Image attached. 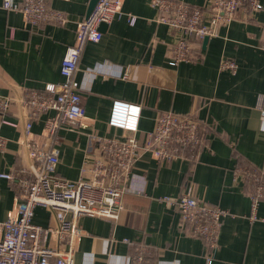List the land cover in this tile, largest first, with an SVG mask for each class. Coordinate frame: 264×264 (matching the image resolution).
Here are the masks:
<instances>
[{
  "label": "crops",
  "instance_id": "obj_1",
  "mask_svg": "<svg viewBox=\"0 0 264 264\" xmlns=\"http://www.w3.org/2000/svg\"><path fill=\"white\" fill-rule=\"evenodd\" d=\"M66 16L64 25L25 23L21 13L6 11L0 0V98L16 100L25 91L43 90L62 81L60 62L73 43L75 29L86 16L89 0H44ZM204 7L208 0H178ZM261 10L248 22L234 20L227 33L209 38L198 61L168 64L173 33L156 22L149 0H122L121 10L135 17L114 18L98 43H88L80 57L73 84L84 108L80 127L64 126L57 132L59 176L76 180L89 137L124 141L133 136L143 143L154 128L159 112L193 115L205 130L206 148L194 165L183 160L161 162L144 153L129 175L124 195L125 211L113 225L100 218L83 217V234L77 241L73 264H129L135 246L149 251L146 264H205L200 239L187 235L180 215L170 201L186 189L193 197L228 212L218 236L211 264H264V200L250 219V199L240 179L238 165L264 172V52L260 49L264 27ZM22 5L23 0H13ZM222 59L236 63L235 74L219 70ZM262 96L258 108V97ZM114 103L138 109L135 131L109 125ZM49 113L48 115H50ZM45 116L32 123V141L41 146ZM5 121L6 123H3ZM25 111L13 103L0 117V173L29 166L24 144ZM15 187L0 179V222L13 213ZM32 222L55 226L44 208H35ZM123 239L130 243H124ZM52 242L49 246H53Z\"/></svg>",
  "mask_w": 264,
  "mask_h": 264
},
{
  "label": "built area",
  "instance_id": "obj_2",
  "mask_svg": "<svg viewBox=\"0 0 264 264\" xmlns=\"http://www.w3.org/2000/svg\"><path fill=\"white\" fill-rule=\"evenodd\" d=\"M121 5L122 0H98L91 13L79 21L74 41L60 62V83L46 84L42 91H25L16 100L0 98V117L13 103L25 111L23 136L31 162L29 166L0 173V179L15 187L18 196L13 213L0 222V264H73L77 241L83 234L81 219L100 218L113 225L119 222L126 210L123 197L129 191V175L142 154L148 153L161 162L183 160L194 165L199 153L207 147L205 130L193 115L159 112L143 143L133 136L124 141L90 136L86 153L91 161H83L79 177L69 180L57 174V132L64 126L77 129L84 120L81 98L73 84L80 57L88 43L101 40L100 24L108 25L122 16L130 25L134 24L135 17L123 13ZM149 5L157 13L156 22L165 25L175 37L168 50L170 66L198 61L205 37H218L220 28L227 33L232 21L248 22L262 8L259 0H208L204 7L178 0H149ZM2 7L21 13L30 26L67 22L62 11L49 7L44 0H23L22 5L2 0ZM260 49L264 52V27ZM219 70L235 74L237 65L222 59ZM262 99L258 97V108ZM137 114L138 109L114 103L109 125L135 131ZM42 116H45L42 135L49 142L48 148L31 138L32 123ZM4 147L5 139L0 137V152ZM233 176L240 179L249 196L250 219H254L264 200V172L237 165ZM170 201L180 215L181 228L187 235L200 239L205 264H211L218 248L221 223L228 212L198 200L189 189ZM38 207L49 211L55 226L41 227L32 222L34 209ZM50 242L54 245L49 246ZM123 242L130 243L126 239ZM148 260V248L138 245L128 263L146 264Z\"/></svg>",
  "mask_w": 264,
  "mask_h": 264
},
{
  "label": "water",
  "instance_id": "obj_3",
  "mask_svg": "<svg viewBox=\"0 0 264 264\" xmlns=\"http://www.w3.org/2000/svg\"><path fill=\"white\" fill-rule=\"evenodd\" d=\"M98 2V0H89V4H88V7H87V11H86V16L87 17L91 11L93 10L95 4ZM106 25L105 24H100L99 25V30L101 31ZM102 32V31H101ZM208 41V38L205 37L203 40H202V45L204 46Z\"/></svg>",
  "mask_w": 264,
  "mask_h": 264
},
{
  "label": "trees",
  "instance_id": "obj_4",
  "mask_svg": "<svg viewBox=\"0 0 264 264\" xmlns=\"http://www.w3.org/2000/svg\"><path fill=\"white\" fill-rule=\"evenodd\" d=\"M42 91V90H41Z\"/></svg>",
  "mask_w": 264,
  "mask_h": 264
}]
</instances>
